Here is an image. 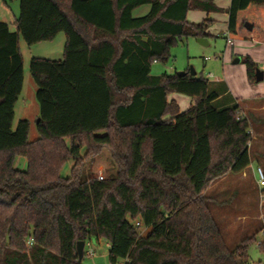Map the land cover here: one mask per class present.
Wrapping results in <instances>:
<instances>
[{
  "label": "trees",
  "instance_id": "trees-1",
  "mask_svg": "<svg viewBox=\"0 0 264 264\" xmlns=\"http://www.w3.org/2000/svg\"><path fill=\"white\" fill-rule=\"evenodd\" d=\"M18 1L16 30L0 21V264H83L78 243L92 238L108 241L113 264H251L258 232L231 247L206 196L216 179L251 165L250 118L237 102L216 107L228 90L212 89L203 74L155 75L152 66L183 38L207 36L212 19L190 22V10L226 12L230 39L264 43V0H232L228 9L215 0ZM143 5L150 11L134 16ZM61 33L62 59L30 63L40 108L30 141L28 119L14 128L20 41ZM241 62L255 84L257 63ZM171 93L192 105L183 111ZM104 149L118 174L84 177Z\"/></svg>",
  "mask_w": 264,
  "mask_h": 264
},
{
  "label": "rangeland",
  "instance_id": "rangeland-1",
  "mask_svg": "<svg viewBox=\"0 0 264 264\" xmlns=\"http://www.w3.org/2000/svg\"><path fill=\"white\" fill-rule=\"evenodd\" d=\"M5 1L13 8H15L16 4L19 6L18 1L17 3L13 0ZM3 8L6 9L4 0H0V12L4 10ZM150 9V5H143L135 10L134 16L140 17L146 15ZM218 28L221 29L219 30V37L212 38L210 40V45L200 43L196 37L183 38L182 41H179L177 45L171 48L168 61L156 62L153 64L152 73L155 75H160L165 72L170 74L175 71H184L185 69H190L192 73V68L198 74L203 72L205 77H207L210 70H214L216 73L220 70V73H222L223 66L220 58L227 46L226 40L228 37L222 35V29H224L222 25H218ZM64 38V33H61L60 37H57L54 41L42 42L32 46H29L23 38H21L20 48L24 58V88L15 108L14 128L17 127L20 120L28 119L31 122L29 133L30 141H34L39 137L37 120L40 112L36 97L37 84L31 75L30 63L34 57L56 60L62 59L65 46ZM229 53L231 55L232 51ZM238 57L236 56L234 60ZM226 64L230 66H245V64L241 62L233 63L231 56H229ZM228 73L236 74V87L240 95H243V74L241 73L240 76L238 69L232 71L231 68L228 70ZM210 83L212 89H220L222 91L220 84L213 83L212 81H210ZM169 98H176L178 101H181L182 98H188V102L191 100L189 96L180 93H171ZM232 103H234L232 96L227 93L226 95L223 94L220 100L216 101L214 105L216 107H225ZM184 105L183 109L185 111L189 106H186L185 103ZM261 105H264V100L261 101L259 105L250 103L249 107H261ZM244 113L250 118L252 137L255 135L258 136V140L252 139L250 142V152L253 156V160L252 167H250L249 170L253 171L256 179L250 173L247 175L243 173L239 175H225L212 183L210 189L206 192V196L210 198V207L214 217L219 223L231 247L238 245L243 238L254 232H258L256 240H254L248 248L250 263L264 264V187L261 188L257 183L259 178L257 155L263 156L264 162V139L262 138L264 136V109L262 111H253L250 108L245 109ZM260 138L263 139V142ZM72 165L73 162L69 161L64 167L62 173L65 176L70 175ZM16 166L21 169H26V159L22 156H18L16 159ZM100 168L103 170L102 173H100ZM261 169L264 172V165ZM118 171L119 168L112 158L110 151L104 149L93 161H88L84 177L90 175L99 176L102 174L107 178L116 176ZM219 201H227V203L220 205ZM142 233L145 234L146 231L143 230ZM92 243L95 255L90 256L86 254V251L90 248L86 246L84 248L85 255L83 264H113L109 259L108 241L105 238L100 239V241H97L96 238H92ZM117 264H123V260H120Z\"/></svg>",
  "mask_w": 264,
  "mask_h": 264
},
{
  "label": "crops",
  "instance_id": "crops-1",
  "mask_svg": "<svg viewBox=\"0 0 264 264\" xmlns=\"http://www.w3.org/2000/svg\"><path fill=\"white\" fill-rule=\"evenodd\" d=\"M17 1L18 0H16V3ZM215 2L219 7L228 9L231 6L232 0H215ZM18 3H19V6L16 4L15 8H13L12 6L8 5V3L4 0V6H6V9L3 8L4 10L0 12V21L8 23L12 30H16L15 21L19 17V14H20V2L18 1ZM207 17L212 19L213 22L206 29L207 36L204 38H207L208 43L205 45H210V40L212 38L219 37V32H220L219 30L221 29L218 28V25H222L224 27V29H222L223 30L222 35L223 36L225 35L228 37V26H229V14L228 13L226 12L208 13L205 11L190 10L187 15L188 21L195 22V23L201 22ZM60 35L61 34H59L58 37H60ZM64 40L66 42V37L64 38ZM228 40H229V37L226 40L227 46L225 47L223 55L220 58L222 61V66H223L222 73H220L221 72L220 70L218 71V73H216L214 70H210L206 78H208L213 83L220 84L221 87H225L228 90L227 93L232 96L233 101L241 105L243 110L251 108V110L253 111H262L264 109V105H261V107H257V106L249 107V106H250V103L259 105V103L264 100V80L261 82H256L255 84H250L248 81V77H247L246 66L244 67L240 65L230 66L226 64V61L229 59V56H231V60H233V63H236L234 60L236 56L237 57L238 56H241V57L250 56L257 63L258 67L264 70V43H258V42L247 41V40H233V39H232V42L230 43ZM20 45H21V41H20ZM231 51H232V54L230 55L229 52ZM230 68L232 69V71L238 69L240 76H241V73L243 74V82H242V86L244 89L243 95H240V93L237 90L236 79H235L236 74L228 73V70ZM186 70L187 69H185L184 71ZM192 70L194 69L192 68ZM196 74L198 73L196 72ZM201 74H203V72H201ZM210 74H212L213 77H209ZM227 93H224V94L226 95ZM190 99L191 100L189 102H188L189 100L188 98H182L181 101H178L176 98L170 99V100H175L179 104L180 108L184 111L183 109V106H185L184 103L186 104V106H189V107L192 105L193 100L191 97ZM251 129H250V132L252 133ZM262 138L264 139V136ZM262 138H260V140L263 142ZM253 139L258 140V136L256 135L253 136ZM257 157H258L257 158L258 167L261 168L264 165L263 156L257 155ZM252 160H253V156H252ZM250 167H252V163L244 171L243 174L247 175L250 173L256 179L255 174H253V171L249 170ZM102 171L103 170L100 168V173H102ZM108 246L110 248L109 243H108Z\"/></svg>",
  "mask_w": 264,
  "mask_h": 264
},
{
  "label": "water",
  "instance_id": "water-1",
  "mask_svg": "<svg viewBox=\"0 0 264 264\" xmlns=\"http://www.w3.org/2000/svg\"><path fill=\"white\" fill-rule=\"evenodd\" d=\"M247 25H248V27H249L250 29L252 28L251 25H249V24H247ZM198 40H199V42L202 43V44H207V43H208L207 38H198ZM241 60H242V58L238 57V58L235 59V62H236V63H240ZM186 73H187L186 71H179V72H178V74H180V75H184V74H186ZM191 74L195 75L196 72L193 70ZM263 80H264V70H262V69L259 68V69L257 70V72H256V81H257V82H261V81H263ZM38 121H39V119H38ZM85 244H86L85 241H80V242L78 243L79 262H82V260H83Z\"/></svg>",
  "mask_w": 264,
  "mask_h": 264
},
{
  "label": "built area",
  "instance_id": "built-area-1",
  "mask_svg": "<svg viewBox=\"0 0 264 264\" xmlns=\"http://www.w3.org/2000/svg\"><path fill=\"white\" fill-rule=\"evenodd\" d=\"M228 41L231 43V42H232V39L229 38ZM209 77H213L212 74H210ZM258 170H259V178H258V180H257V183H258V185L262 188V187H264V172H263V170H262L261 168H258ZM98 178H99V179H103L104 176H103L102 174H100V175L98 176ZM136 226H137L138 228H141V226H142L141 222H140V221L136 222ZM92 245H93L92 240L86 242V244H85V247H86V246H89V247H90V248L86 251V254H88V255H90V256L95 255V250L93 249Z\"/></svg>",
  "mask_w": 264,
  "mask_h": 264
}]
</instances>
